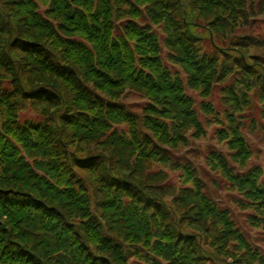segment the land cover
Listing matches in <instances>:
<instances>
[{"label": "trees", "instance_id": "16d2710c", "mask_svg": "<svg viewBox=\"0 0 264 264\" xmlns=\"http://www.w3.org/2000/svg\"><path fill=\"white\" fill-rule=\"evenodd\" d=\"M249 124L264 0H0V264H264Z\"/></svg>", "mask_w": 264, "mask_h": 264}, {"label": "rangeland", "instance_id": "374dc122", "mask_svg": "<svg viewBox=\"0 0 264 264\" xmlns=\"http://www.w3.org/2000/svg\"><path fill=\"white\" fill-rule=\"evenodd\" d=\"M160 36H162V32L157 30ZM210 52H213V50L210 48ZM218 101H215V103ZM218 105H220V102H218ZM37 119V116L34 115L32 112L25 113L22 117V123L25 124L28 120ZM37 121V120H36ZM251 124H249L248 129L246 130V137L249 140V142L253 145L254 151H255V158L251 161V166L260 165L262 168H264V130L262 129V126H257L256 129L251 128ZM205 129L208 132V136L206 139L201 140L200 142L192 144V150L190 152H187V150H184L179 157L183 160H190L193 161L200 172V175L202 179L205 180L210 192L212 195L216 198H218L219 202H222L226 207H230V196L231 194L225 193V192H217V190L212 187L209 182L212 180L211 177H207V169L205 166V159L209 155V153L213 150H221L225 151L224 146H220L218 140L216 139L215 132L218 130V127L215 125H205ZM210 176L214 177L216 175L209 174ZM240 221L243 224V220L240 218ZM243 227L245 230H248V226L243 224ZM251 234L253 236L254 242L258 245L259 248L264 252V245L262 243V240L264 238L262 237V233L251 231Z\"/></svg>", "mask_w": 264, "mask_h": 264}, {"label": "clouds", "instance_id": "9594fccd", "mask_svg": "<svg viewBox=\"0 0 264 264\" xmlns=\"http://www.w3.org/2000/svg\"><path fill=\"white\" fill-rule=\"evenodd\" d=\"M238 6L244 8L246 10V12H247L248 4H238ZM248 15H250V13H248Z\"/></svg>", "mask_w": 264, "mask_h": 264}]
</instances>
